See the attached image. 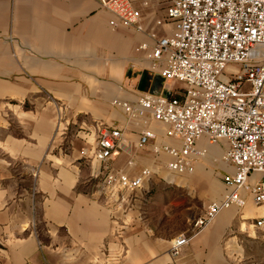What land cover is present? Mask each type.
Returning a JSON list of instances; mask_svg holds the SVG:
<instances>
[{"label": "crops", "instance_id": "crops-1", "mask_svg": "<svg viewBox=\"0 0 264 264\" xmlns=\"http://www.w3.org/2000/svg\"><path fill=\"white\" fill-rule=\"evenodd\" d=\"M132 2L143 30L112 28L101 0H0V264H264V240L242 230L264 207L243 189L244 206L222 210L177 262L171 256L170 239L230 190L222 174L232 166L221 160L225 143L205 137L208 153L193 172L168 168L171 156L154 141L138 146L145 126L156 143L178 140L151 116L129 119L115 101L184 84L164 80L135 49L152 42V29L172 31L157 24L168 0ZM106 126L123 130L120 146L91 164L81 150ZM107 165L153 173L142 188L111 195L93 174Z\"/></svg>", "mask_w": 264, "mask_h": 264}, {"label": "built area", "instance_id": "built-area-1", "mask_svg": "<svg viewBox=\"0 0 264 264\" xmlns=\"http://www.w3.org/2000/svg\"><path fill=\"white\" fill-rule=\"evenodd\" d=\"M101 3L112 13V28L144 29L142 9L132 0ZM164 16L157 24L171 22L172 31L160 35L152 29V42H140L135 49L143 52L149 69L184 87L169 93L148 91L134 103L115 104L129 119L146 122L145 117L151 116L166 125L165 136L178 142L156 143V131L145 126L137 144L144 147L154 141L156 152L171 156L167 163L171 170H195L196 162L208 153V147L199 144L203 137L210 144L224 142L221 160L232 166L222 174L230 190L193 217L187 231L170 239L171 256L177 262L184 246L222 210L246 204L242 189L264 207V0H168ZM122 135L121 128L103 127L94 145L81 152L91 164L107 163ZM106 168L93 174L101 176L102 189L111 195L142 188L153 173L144 167L132 177L124 170ZM250 229L242 226L248 236L264 240V213L250 222Z\"/></svg>", "mask_w": 264, "mask_h": 264}, {"label": "rangeland", "instance_id": "rangeland-1", "mask_svg": "<svg viewBox=\"0 0 264 264\" xmlns=\"http://www.w3.org/2000/svg\"><path fill=\"white\" fill-rule=\"evenodd\" d=\"M173 88H174V91H178V90H180V84L179 83H177V84H174L173 86H172ZM243 253V252H242ZM242 256H244V254L242 255ZM241 256V259L243 260L244 259V257H242ZM247 264V263H246ZM249 264V263H248ZM250 264H260L258 261H254V262H251Z\"/></svg>", "mask_w": 264, "mask_h": 264}]
</instances>
